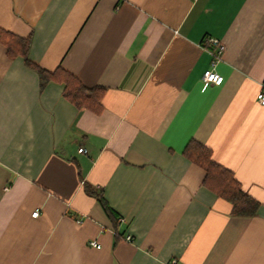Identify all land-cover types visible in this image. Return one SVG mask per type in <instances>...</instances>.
Here are the masks:
<instances>
[{"label": "crops", "instance_id": "1", "mask_svg": "<svg viewBox=\"0 0 264 264\" xmlns=\"http://www.w3.org/2000/svg\"><path fill=\"white\" fill-rule=\"evenodd\" d=\"M0 29L106 90L101 113L79 109L0 42V264H264V0H0ZM191 141L254 217L203 185Z\"/></svg>", "mask_w": 264, "mask_h": 264}, {"label": "trees", "instance_id": "2", "mask_svg": "<svg viewBox=\"0 0 264 264\" xmlns=\"http://www.w3.org/2000/svg\"><path fill=\"white\" fill-rule=\"evenodd\" d=\"M0 42L6 46L10 58L23 57L26 66L39 74L42 89L50 82L60 83L65 87L64 98L77 108L90 110L96 114L102 112L106 90L102 87H86L76 76L62 68L49 72L38 67L28 57L31 37L20 38L0 29ZM183 154L204 171L203 185L232 205L233 215L246 218L256 215L261 204L243 190L231 170L213 159V153L209 147L197 141H191ZM96 197L107 215L117 222L116 214L104 199L103 194H96Z\"/></svg>", "mask_w": 264, "mask_h": 264}, {"label": "built area", "instance_id": "3", "mask_svg": "<svg viewBox=\"0 0 264 264\" xmlns=\"http://www.w3.org/2000/svg\"><path fill=\"white\" fill-rule=\"evenodd\" d=\"M207 45H210L211 47H213V49L207 48ZM204 46L206 47V49H208L210 55L213 57L212 67L215 68L217 64L222 60L224 52L226 51V47L220 41L213 38L206 39V41L204 42ZM202 80L204 82L212 83L217 86L222 85L224 82V78L221 75L217 74L214 69L206 71L202 77ZM257 100L262 106H264V82L261 85L260 93L257 95ZM79 152L81 154L88 153V151L84 148L80 149ZM38 215L39 211L34 213L35 217H37ZM127 240L130 241L131 237H127ZM91 245L93 247L100 248V246L96 242H92Z\"/></svg>", "mask_w": 264, "mask_h": 264}]
</instances>
